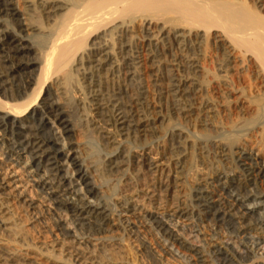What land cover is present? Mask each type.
Here are the masks:
<instances>
[{
    "label": "bare ground",
    "instance_id": "bare-ground-1",
    "mask_svg": "<svg viewBox=\"0 0 264 264\" xmlns=\"http://www.w3.org/2000/svg\"><path fill=\"white\" fill-rule=\"evenodd\" d=\"M18 1L26 14V22L22 24L24 31L33 35L38 34L40 37L39 48L33 51L37 58L39 57L40 65L36 75V87L31 94L27 95L24 91L25 97H22L18 90L13 92L11 97L0 96V113L14 118L15 122L31 123L36 120L39 112L36 107L43 105L45 115L63 122V113L55 106L46 104L45 96L54 91L59 100L67 103L71 101L72 95L74 99L71 103L76 109L75 116L81 121L78 130L84 138L88 136L93 138L99 144L101 153H104L101 155L97 153V149L95 152L93 147L91 149L88 145L78 147L80 153L87 158L85 162L87 173L103 186L104 194L117 196L116 199L119 201L117 203L124 215H135V212L140 210L136 202L138 195L136 186L143 183L140 179L145 172L158 175L153 191H150L153 195L151 194V197L149 194L146 195L149 197H146L149 204L157 208L164 204V209L165 204L170 203L168 197L172 195L173 190L176 192L177 185H184L185 176L192 169L207 170L216 178L222 168L232 169L229 152L233 147L248 146L257 142L264 144V1L249 0L248 4L247 0L243 2L240 0L241 3L236 0ZM3 7L4 2L0 0V12ZM137 21L145 25L143 30L146 36L143 38L136 39L138 35L133 36ZM156 22L159 27L155 34L152 26ZM126 33H133L127 36L128 40L125 38ZM208 38L214 47L210 52L207 48ZM14 43L16 42H12L10 32L0 31V53H9L8 51L14 49ZM18 50L13 51L14 54H17ZM212 51L217 54L214 55ZM145 52H148L146 55L147 64H150L148 67L156 75L155 90L152 91L155 93L154 100L158 102V106L151 105L152 108L145 102L144 93L141 92L143 87L138 90L136 88L138 87L136 77L139 79L145 74L143 68L146 62L142 60V57L145 58L143 56ZM234 55L239 58L237 59L240 60L242 68L250 70L247 71L250 74V79L248 77L247 79L249 82L251 80L249 85L251 89L249 88L248 92V89L239 87L237 79L228 76L232 71L231 65L235 64ZM251 69H255L252 70L253 76ZM9 77L13 78L11 75ZM127 81H131L129 83L132 85L127 86ZM225 86L230 90L224 93L228 104L234 101L230 102L231 93L238 96L235 100L245 99L247 106L244 109L240 106L235 108L239 110L237 118L242 123L241 127L237 126L240 123L230 122L232 114L228 115L229 121L223 122L222 117L225 116H222L219 106L213 102L215 99L212 100L209 96L211 100H208L202 95L204 90H221ZM66 107H69V104ZM212 118L216 120L212 121L216 123L215 126L210 122ZM179 120L191 126L195 132L178 129L175 122ZM211 125L214 129L213 131L210 129V132L215 134L214 139H211L212 133L201 135L196 132L197 126ZM34 132V140L24 143L25 150L28 149L34 155L42 152L44 154V150H47L45 164L50 168L48 170L58 172L54 165L59 160V155L57 151L50 149L52 146L50 147L49 139L43 134V126L35 127ZM149 133L155 137L154 141L152 139L153 142H150ZM139 139H142L145 147L148 146V151L151 152L152 148L153 151L157 150L164 163H161V160L152 162L146 154L136 155ZM190 141H193L192 146H189ZM16 143L20 144L17 140ZM190 147H193L191 149H194L195 153L191 152ZM27 153L28 151L25 152ZM25 154L20 157L21 163H26L24 168L19 164L15 165L14 162H9L5 167L0 165V196L8 189L21 188L23 194L20 193L18 196L27 208L32 210L38 208L34 202L36 197H40L39 203L42 205L48 203V207L51 208L54 200L49 199L43 192L42 195H38L39 187L44 191L50 190L51 184L45 183L44 174L37 170L39 167L34 170L32 160L35 157ZM73 161L76 162V159ZM241 161L246 163L244 166L247 169L242 170L245 175L254 176L261 169L254 158L245 157ZM166 168L168 171L170 169V172H167ZM173 176L175 181H172ZM114 183L132 187L135 194L131 195L128 192L125 194L123 191H121L123 194L116 193ZM61 193L62 191H58L51 194L59 196ZM64 193L58 198H64ZM61 205L68 208L69 204ZM183 207L180 204L176 216L185 211ZM67 210L57 211L59 215V220H56L57 229L62 232L63 241L53 247H47L44 244L27 242L26 237L15 229L18 224L10 222L12 214L9 204L0 201V230L7 232L11 240L14 239L11 241L13 246L16 241L19 243L18 245L15 243L17 246L14 247L11 244L13 250H9L11 246L7 247L8 249L0 247V261L6 264H85L87 262L85 260L83 262L84 252L87 251L90 256L87 257L86 254V257L92 260L93 264H117L113 258L95 255L92 249L95 245L88 237L79 238L67 219ZM203 211L201 209L197 211L202 217L200 226L211 229L213 242L222 245L225 239L224 231L218 218L206 210ZM97 213L98 208L83 207L77 215L87 217ZM140 216L145 217L144 214ZM161 217L160 214L158 217L155 216L154 222L165 232L173 223L170 219ZM174 227L177 228V224ZM185 228L183 226L177 228V232H189L192 224ZM198 234L201 233H196V238L199 237ZM227 241H232L230 249L239 256V260L243 259V264H264L262 248L251 251L252 255L248 258L250 248L238 244L234 239ZM165 262L166 258L163 263L158 264H166Z\"/></svg>",
    "mask_w": 264,
    "mask_h": 264
},
{
    "label": "rangeland",
    "instance_id": "rangeland-1",
    "mask_svg": "<svg viewBox=\"0 0 264 264\" xmlns=\"http://www.w3.org/2000/svg\"><path fill=\"white\" fill-rule=\"evenodd\" d=\"M236 1L240 2V0ZM241 1L243 2L244 0ZM263 1L264 0H262V2ZM3 2L4 7L0 12V31L6 30L8 33L10 32L12 42L16 43L13 44L14 49L8 51L9 53H0V88L2 89H0V96L11 97L15 91L17 92L19 90L18 92H20V96L22 95V97H25L26 92L27 95L31 94V92L36 87L35 81L37 78L36 75H38V65H40V62L38 59L39 57L37 58V54H35L33 51H35L36 48H39L38 39L40 37L38 34H35L37 36L35 37V35H33L31 32L24 31L25 29L22 27V24H25L26 22V14L24 13L22 7H20L21 5L18 0H3ZM248 3L249 0H247V4ZM158 25L159 24L156 22L154 24L155 27L152 26V28H154L153 30L155 34L157 33V29L159 27ZM144 28V23L137 21L133 29V32L135 33H132L133 36L138 35L136 36V39L146 36L145 31L143 30ZM15 30H17V32ZM132 34L126 33V40H128V37ZM209 40L210 38H208V44H206L210 52V50H213L214 47L212 46V42ZM17 50L18 53L14 54L13 51ZM213 54L215 55L217 52H213ZM146 55H148V52L143 54L145 58L142 57V60L146 62L144 63L145 68H143L145 74H142L139 79L136 77V86H138L136 88L138 90V88L143 87L141 92L144 93V99L148 100H145V102H148V106L152 108V106H158V102L154 100L155 93L153 94L156 84V75L151 71L150 67H148L150 64H147L148 56L146 57ZM237 58V55H234L235 60H232H234L235 64L231 65L232 71L228 76L237 79L236 83L239 85V87H243L246 90L248 89V92L251 89L249 86L251 85V80L249 82L247 79V77L249 78L250 76L249 72L247 73V71L250 70H246L245 67L242 68L239 64L240 60ZM21 68L22 70L20 71ZM243 70H246L245 73ZM252 70L255 69H251V71ZM10 75L13 76V78H10ZM253 75L254 72L252 71L251 76ZM137 81L140 83V85H138L139 83L137 84ZM129 82L131 81H127V86L132 85V83ZM227 87L228 86H225V88H221V90H204L202 95H205L204 98L208 100L210 97L212 100L213 98L216 100H213V102L219 106L218 109L220 110L222 116L224 115L227 117L228 115L230 116V114H232L230 116V118L232 117L231 120L229 116V119L221 116L223 120L221 117L220 119L223 122L230 120V122H236L235 124L240 123L237 124V126L241 127L242 123L239 118H237L239 117V113L237 112L239 110L235 108L240 106L244 109L247 106L245 105V99H241L242 101H239L240 99L235 100L238 98V96L232 93L230 94V90L229 88L227 89ZM143 90H148L151 92L149 93L148 91L145 92ZM228 90V95L230 94L231 96H229L230 102L234 100L231 104H228L227 98L224 96V93H227L226 91ZM211 91L213 94H211ZM221 91L223 93H221ZM45 98L46 104L49 103L48 105L55 106L60 110V112L63 113V122L45 115L42 108L44 107L43 105H38L36 107L39 112L36 115V120L31 123L15 122L14 118L0 113L1 167L9 165V162H14L15 165L19 164L20 167L24 168L26 163H21L20 157L28 151V153L25 155H29L32 158L35 157L33 158L34 160H32L34 161V170L39 167L37 170L40 171V173L42 172V175L44 174L45 183L48 185L51 184V187L47 185L50 190L44 191L42 188H38V195H42L41 192H43L49 199L51 198L54 200L52 201L53 205H51V208L48 207V203L43 205L39 203L40 197H36L34 200L36 206H38L39 209L36 208L32 210L31 208H27L25 204L21 203V197L18 196L20 193L23 194V190H21V188L18 190L8 189L7 192L4 191L5 193L2 195L3 197L0 196V201L9 204L11 209L12 221L10 222L14 221L13 223L18 224L15 229H17V232H21V234L26 237V240H28L27 242L30 241V244H44V246L47 247H53L56 244H60L63 241V234L57 229L56 220H59L57 211L68 209L67 219L73 225L72 229L75 230L79 238H89V241L92 240V244L95 245L92 247V249L95 251V255L98 257L113 258L112 260H114L117 264H124L125 262V264H158L159 262L163 263L165 258L166 264H243V259L239 260V256L234 254L233 250L230 249L233 244L232 241H227L228 239H234L238 244L244 245V247L248 249L250 248L247 254L248 258L252 255L251 251L258 250L260 248L264 250V144L261 145L257 142L255 144L253 143L252 145L250 144L251 146L248 144L249 147L246 145H237L236 147H233L229 152V156L231 157L230 160L233 164L232 169L224 170L222 168L221 173L216 178L210 175L207 170L192 169L194 172L189 171L186 174L184 185H177L178 187L176 192L174 193L173 190L172 195L168 197V201L170 203L165 204L166 206H169H167V208H165V206L164 209V204L162 203L161 204L163 206H160V208H157L153 205L151 206L149 204L150 202L147 200L149 197L146 195L149 194L150 197L153 195L150 191H153L158 175L154 174L153 172H145V175H141L140 179V181H143V183L141 182L139 183L141 185L138 184L136 186V195H139L136 196V202L138 203L136 204L140 206L141 211L137 210L135 215L127 214L128 216H126L124 215L125 213L123 214L119 208L120 205L118 204L119 201L116 199L117 196H109L104 194L102 190L103 186L100 185L99 182L95 181L89 173H87L85 167L87 158L85 159L86 156L80 153L78 147H81L82 145H88V147L91 146V149L93 147V151L97 149V153L101 155L104 153H101L99 144L93 138L90 136L84 138L80 133V130H78L80 128L79 126L81 121L77 116H75L76 109L71 103L73 101L72 99H74L73 96L71 95L72 99L70 98L71 101H68L67 103L59 100L54 91L46 94ZM67 104H69V107L71 106L70 109L69 107H66ZM212 121L215 122V118H212L210 122ZM213 122L212 125L215 126L216 123ZM175 124L177 125L178 129H184L185 131H189L191 133L194 131L191 126L183 124V121L179 120L177 123L175 122ZM39 125L43 126V134L50 141V147L52 146L50 149L58 152L59 160L54 165V167L58 168V172H55V170H48L50 168L46 166L47 164H45L46 162L44 161L46 160L45 155L48 152L47 150H44V154H42V152L37 155L30 153L28 149L25 150L24 143L34 140V128ZM212 125L206 127L197 126L196 130L198 131L196 132H199L201 135L204 133L207 135L212 133L211 139H214L215 134L210 132V129L211 131L214 129L212 128ZM154 138L152 137L151 133L149 137L151 141H149L153 142ZM16 140L20 142V144L16 143ZM139 140L141 141L142 139ZM140 141L138 145H136V155L146 154V157L152 160V162H158L161 160L160 155L157 154V150L153 151L152 148L151 152L148 151V146L145 147L142 141ZM190 143L189 146H192L193 141H190ZM191 148L193 147H190V149ZM70 151L74 152L72 153ZM191 152L195 153V150L191 149ZM245 157L256 159L257 162L255 163H258L260 165L259 167H261V169L258 170L254 176H249L248 174L245 175L244 172H242V170L247 169V167L244 166L246 163L241 161V159ZM73 159H76V162L73 161ZM162 162L164 163V161L161 160V163ZM163 166L166 167L165 165ZM6 170H9V168H6ZM167 172H170V169L169 171L167 169ZM81 173L82 175L80 176ZM174 178L175 177L173 176L172 181H175ZM195 181L197 182L195 183ZM179 183H181V181ZM115 184L117 183H114L115 187L113 188L114 191L116 190V193L123 194L121 191H123L125 194L128 192V194L131 195L134 193L132 187L126 186L130 188L128 189L124 185ZM52 187L54 189H51ZM56 188L59 192H65L63 194L64 198L62 197L63 200L58 198L62 193L59 196L51 194L53 192H58L55 190ZM64 203L69 204L68 208H65L63 205H61ZM180 204L182 207L184 205L183 208H185V211L176 216V211L179 210L178 208H180ZM83 207L85 209L98 208V215L96 214L87 217H79L77 212ZM76 209H78L77 212ZM199 209L202 211L206 210V212L208 211L218 218L217 220L222 226V231H224L223 239H225L223 240L222 245H216L213 242V237H211V229L200 226L202 217L200 213L197 212ZM141 214H144L145 217L140 216ZM159 214L160 217L162 216L161 218L166 217L170 219L174 226L177 224V228H181L183 226L186 227L185 229H187V226L192 224V229L189 230L190 233L177 232V228H175L173 225L167 228L168 231H162L161 228L154 222L155 216L158 217ZM102 219H104V221ZM33 221L34 223H32ZM37 221L39 223H37ZM156 225L159 227V229ZM173 228L175 229L173 230ZM196 233H201L200 235L198 234V238L195 237ZM12 240L7 236V232L5 233L0 230V247H6V249H8L7 247H10L11 244L13 246V243H11ZM15 243H17V245L19 244L17 241ZM15 243L14 246H17ZM13 247L9 248V250H13ZM86 254L87 257L90 256V254L88 256V252L85 251L83 262L85 260V262H87L85 264H90L92 260L87 258ZM0 264L6 263L0 261Z\"/></svg>",
    "mask_w": 264,
    "mask_h": 264
}]
</instances>
